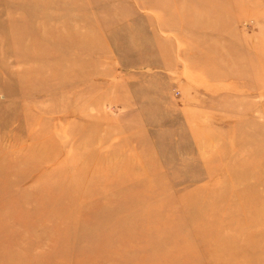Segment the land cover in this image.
<instances>
[{
	"label": "rangeland",
	"instance_id": "374dc122",
	"mask_svg": "<svg viewBox=\"0 0 264 264\" xmlns=\"http://www.w3.org/2000/svg\"><path fill=\"white\" fill-rule=\"evenodd\" d=\"M34 1L0 0V172L21 180L0 223L25 218L0 264H264V0H212L210 29L193 0ZM103 200L126 204L86 216L95 243L27 230Z\"/></svg>",
	"mask_w": 264,
	"mask_h": 264
},
{
	"label": "bare ground",
	"instance_id": "6f19581e",
	"mask_svg": "<svg viewBox=\"0 0 264 264\" xmlns=\"http://www.w3.org/2000/svg\"><path fill=\"white\" fill-rule=\"evenodd\" d=\"M166 1L169 4L173 3L171 5H174V3H175V0H166ZM199 2H201L202 4L199 3ZM36 3H37V1H36ZM38 3H40V2H38ZM192 3H193V5L197 4V3H198L197 5L201 4V6L199 5L200 8H198L194 12V19H195V21L199 20L198 23L201 24V25L206 23L205 25H207V29H210L209 27H213V25L215 24V22L217 20L226 19L228 17L227 15H229V10L226 7H223L224 5L222 3H220V2H215V1H212V0H196V2L194 3V0H193ZM215 3L219 4V6L218 5L217 6L213 5ZM202 5H205L204 8H203ZM205 14L208 16V19L210 21L208 20L207 22H205V20H204ZM209 22H211L213 25L212 24H208ZM200 27H202V26H200ZM18 30H17V32H18ZM215 30H216V28H215ZM210 31L212 32V30H210ZM6 41L4 42V44L6 43ZM115 41H116V39H115ZM116 45H117V43H116ZM109 47H111V46H109ZM202 62L204 63L205 67H206V64L209 66V61H207L206 59L202 58ZM55 129H57V128H55ZM43 132H45V134L47 133L45 130L44 131L41 130L40 134H42ZM40 134H39V136H40ZM51 135H53V134H51ZM47 136H49V135H46V137ZM262 152L264 153V151H262ZM54 158H55V155H51L48 158L45 156V158L41 159V164L40 165L38 164L36 166L38 168H36L34 166H28V164H27L26 166H28V169L26 170L25 174L26 175L33 174L34 172H37V171L43 172L44 168H47L48 164L52 163ZM17 171H18L17 168H10L9 167V168L3 169L0 172V190L3 191L4 196H7V197L15 199L14 201H12L10 203V207L15 212L21 206V204L19 203V200H18V195H17L18 190L16 188V186L19 185V181H21V180H11V178L13 176L17 175L16 174ZM75 180H74L75 182L70 187L69 186H65L63 189L71 190L72 193H76V192L80 193V194H77V195L79 197H83V198H86V199H88L92 195H95L94 193L96 191L98 192V194L102 193V191L98 190L97 187H94L93 184H91L89 182H85L86 180H78V178H75ZM13 182L15 183V185L13 184ZM33 190H34V194L35 195L36 194L38 195L39 193L42 192V191H40L38 186H37V188H34ZM84 191H86V192H84ZM1 197H2V194L0 192V198ZM128 199H129V202L131 204L135 201L134 197H132V196L129 197ZM125 204L126 203L123 200H120V201H118L116 203H112V201H110V200H103L99 204H95V203L91 204L90 207H88L89 209L84 210V212L74 211V212L69 213L68 215H67V213L64 214L63 215L64 217L51 215V213H50V209H52L51 208L52 206H51V207H48L49 209H48L47 213H45V212L41 213L39 210L34 211L32 213L31 218L29 219V221L31 223L27 226V230L32 231L34 229V227H35V224L38 222V220L40 221L41 218H46L49 215V217L53 219L52 230L56 234V239H57L58 245H64L66 243L65 241H67V240H77L78 238L81 239L82 241H87L89 239L88 242L95 243V242H91L90 239L93 238L94 235H95V229L98 227V222H91V221L86 219V216L89 215V214L90 215L97 214V215H99L100 217L103 218V215L108 216L110 212H112V211L115 212V210H117V209L120 210L121 208H123L125 206ZM50 205L51 204H48V206H50ZM3 207H4V204L0 203V209L3 208ZM17 215L18 216L16 218H13L12 220L11 219L10 220H4V219L2 220V222L0 223V234H1L2 231H11L13 229L12 228V224L14 226V224L18 220H22V219L25 220L24 216H22L20 213H18ZM262 215L263 214L261 213V215H259L255 219L254 223L262 224L263 223V218H261ZM66 220L68 221V223L65 222ZM70 220H71V222H70ZM6 225H8V227H7L8 229L6 228ZM102 225H103V223H101V226ZM62 237H65L66 239L63 240ZM58 248H59V246H56L55 249H53V248H52L53 250L51 249V252L53 253L52 255L55 258V260L58 259V256L60 254ZM71 263H72V260H71L70 264ZM77 263L81 264L79 262H77Z\"/></svg>",
	"mask_w": 264,
	"mask_h": 264
}]
</instances>
